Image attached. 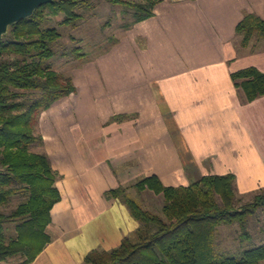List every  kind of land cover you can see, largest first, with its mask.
I'll use <instances>...</instances> for the list:
<instances>
[{"label":"crops","instance_id":"obj_1","mask_svg":"<svg viewBox=\"0 0 264 264\" xmlns=\"http://www.w3.org/2000/svg\"><path fill=\"white\" fill-rule=\"evenodd\" d=\"M250 14L264 19V0H163L73 71L76 93L38 125L62 200L52 242L31 264H82L118 248L141 224L105 194L145 177L186 187L233 174L241 195L264 190V97L244 102L232 79L249 67L264 73V38L243 47L236 34Z\"/></svg>","mask_w":264,"mask_h":264},{"label":"trees","instance_id":"obj_2","mask_svg":"<svg viewBox=\"0 0 264 264\" xmlns=\"http://www.w3.org/2000/svg\"><path fill=\"white\" fill-rule=\"evenodd\" d=\"M97 0H54L35 14L13 25L0 41V264H31L52 242L48 227L52 210L62 200L49 155L33 147L44 146L38 125L42 114L60 100L76 93L74 78L57 72L51 61L62 38L48 20L63 16V26L77 29ZM163 0H107L132 14L133 23L122 27L128 32L155 16ZM243 47L254 35L264 38V19L247 15L236 29ZM112 42L109 52L119 43ZM106 52V53H107ZM81 56L78 49L71 52ZM88 62L82 63L85 65ZM244 102L264 97V73L249 67L232 74ZM117 119V117H116ZM132 188L164 198L161 215L143 207L129 194L130 188L106 192L107 199L120 200L141 227L111 251H91L82 264H264V245L247 250L241 257L219 254L218 229L238 225L241 237L250 236V220L264 209V190L244 201L233 174L204 176L189 186H166L156 176L138 181ZM253 194V193H252ZM15 236L8 238L9 226Z\"/></svg>","mask_w":264,"mask_h":264},{"label":"rangeland","instance_id":"obj_3","mask_svg":"<svg viewBox=\"0 0 264 264\" xmlns=\"http://www.w3.org/2000/svg\"><path fill=\"white\" fill-rule=\"evenodd\" d=\"M95 4L96 9L87 12L86 19L77 29L61 25L60 22L63 16L47 21L46 27L58 29L62 35L61 40L55 46L57 55L51 61L57 72L73 76V71L82 67V63L88 61L90 63L104 55L115 39L120 40L127 33L122 27L133 23L132 14L127 13L122 6H114L107 0H97ZM75 49H78L81 54L79 58L71 53ZM36 149L42 150V148L34 146L33 150L36 151ZM191 181V184H193L198 180ZM128 192L145 209L158 215L162 214L165 203L162 196H156L149 191L139 193L134 188H130ZM255 193L244 197V201H252ZM9 227L8 238L12 240L15 236V226L11 225ZM248 231L250 236L244 239L241 237L242 232L238 225L221 226L218 229L217 238L219 254L229 257H241L245 251L264 245V209H260L256 216L250 220ZM134 234L130 237L136 241L137 238ZM11 262L17 264L19 259L13 258Z\"/></svg>","mask_w":264,"mask_h":264},{"label":"water","instance_id":"obj_4","mask_svg":"<svg viewBox=\"0 0 264 264\" xmlns=\"http://www.w3.org/2000/svg\"><path fill=\"white\" fill-rule=\"evenodd\" d=\"M53 2L54 0H0V41L13 25L31 18L40 7Z\"/></svg>","mask_w":264,"mask_h":264}]
</instances>
